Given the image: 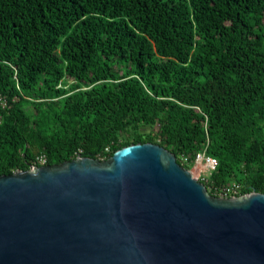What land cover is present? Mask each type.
<instances>
[{
	"label": "trees",
	"instance_id": "trees-1",
	"mask_svg": "<svg viewBox=\"0 0 264 264\" xmlns=\"http://www.w3.org/2000/svg\"><path fill=\"white\" fill-rule=\"evenodd\" d=\"M138 143L264 193V0H0V176Z\"/></svg>",
	"mask_w": 264,
	"mask_h": 264
},
{
	"label": "water",
	"instance_id": "water-1",
	"mask_svg": "<svg viewBox=\"0 0 264 264\" xmlns=\"http://www.w3.org/2000/svg\"><path fill=\"white\" fill-rule=\"evenodd\" d=\"M0 264H264V193H209L153 143L0 176Z\"/></svg>",
	"mask_w": 264,
	"mask_h": 264
},
{
	"label": "built area",
	"instance_id": "built-area-1",
	"mask_svg": "<svg viewBox=\"0 0 264 264\" xmlns=\"http://www.w3.org/2000/svg\"><path fill=\"white\" fill-rule=\"evenodd\" d=\"M181 160L188 164L189 158L182 155ZM37 161L45 165L46 159L43 156H40L37 158ZM191 169L190 171L195 173L196 168L200 170V173L198 175V179L203 182L205 185L209 181V177L211 174L217 169L218 167V161L212 156H208L205 151L199 152L196 154V157L191 163ZM197 178V177H196ZM215 196H221V197H238L244 195L243 193V185L241 183H231L225 186L216 187L214 189Z\"/></svg>",
	"mask_w": 264,
	"mask_h": 264
},
{
	"label": "rangeland",
	"instance_id": "rangeland-1",
	"mask_svg": "<svg viewBox=\"0 0 264 264\" xmlns=\"http://www.w3.org/2000/svg\"><path fill=\"white\" fill-rule=\"evenodd\" d=\"M195 170H197V171H195L194 176L198 178V175H199V173H200V170L197 169V168H196Z\"/></svg>",
	"mask_w": 264,
	"mask_h": 264
}]
</instances>
